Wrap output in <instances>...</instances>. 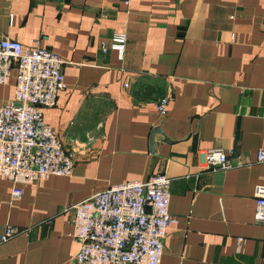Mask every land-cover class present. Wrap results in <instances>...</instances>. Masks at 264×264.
I'll use <instances>...</instances> for the list:
<instances>
[{"label": "crops", "instance_id": "1", "mask_svg": "<svg viewBox=\"0 0 264 264\" xmlns=\"http://www.w3.org/2000/svg\"><path fill=\"white\" fill-rule=\"evenodd\" d=\"M113 32L126 35L121 59L101 49ZM0 37L62 58L64 88L42 114L73 161L68 176L22 184L15 198L0 177V234L19 230L0 242V264H74L71 206L155 174L169 179L175 218L159 264H264L252 195L264 186L254 161L264 148V0H0ZM141 84L162 91L165 115L154 91L132 95ZM214 148L227 168L204 163Z\"/></svg>", "mask_w": 264, "mask_h": 264}, {"label": "built area", "instance_id": "2", "mask_svg": "<svg viewBox=\"0 0 264 264\" xmlns=\"http://www.w3.org/2000/svg\"><path fill=\"white\" fill-rule=\"evenodd\" d=\"M125 42V33L113 32L101 49L114 50L121 59ZM62 63L47 48L0 37V84L8 81L11 69L15 72L12 98L0 105V177L11 182L14 198L20 196L22 184L72 171L71 154L42 114L64 88ZM166 101L163 96L153 102L159 116L166 113ZM203 161L211 170L229 166L219 148L206 150ZM254 161L264 162V148L255 151ZM168 187L169 179L155 174L144 181L107 186L73 204L72 236L78 248L72 262L159 264L166 229L175 221L168 211ZM252 195L253 220L264 224V186H255ZM17 233L16 227L4 226L0 242Z\"/></svg>", "mask_w": 264, "mask_h": 264}, {"label": "trees", "instance_id": "3", "mask_svg": "<svg viewBox=\"0 0 264 264\" xmlns=\"http://www.w3.org/2000/svg\"><path fill=\"white\" fill-rule=\"evenodd\" d=\"M151 91H154L155 92V97H154L155 99H154V101L156 99L164 96L161 90H159L157 88H154V87H152L150 85H147V84H141V85H139L137 89H135V90L132 91V95L135 98L143 99L145 97H148V95H149V93Z\"/></svg>", "mask_w": 264, "mask_h": 264}, {"label": "water", "instance_id": "4", "mask_svg": "<svg viewBox=\"0 0 264 264\" xmlns=\"http://www.w3.org/2000/svg\"><path fill=\"white\" fill-rule=\"evenodd\" d=\"M160 132V130H159V128L158 127H154V128H152V130L150 131V134H149V148L150 149H153V135L155 134V133H159ZM166 139V138H165Z\"/></svg>", "mask_w": 264, "mask_h": 264}]
</instances>
